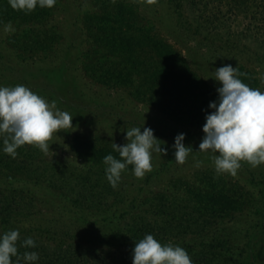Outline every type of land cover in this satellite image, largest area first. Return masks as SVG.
I'll use <instances>...</instances> for the list:
<instances>
[{
    "label": "rangeland",
    "instance_id": "374dc122",
    "mask_svg": "<svg viewBox=\"0 0 264 264\" xmlns=\"http://www.w3.org/2000/svg\"><path fill=\"white\" fill-rule=\"evenodd\" d=\"M127 1L140 18L155 27L188 73L215 96L221 85L214 80V73L225 64L251 71L258 79L256 88L264 90V0ZM95 9L91 0H57L50 23L56 26L60 42L54 53L35 58L22 57L7 42L8 36L23 26L10 23L11 31H5L9 23L0 27V85L23 84L49 103L56 101L57 108L73 116L74 129L54 134L47 153L24 145L13 158L3 152L0 140V159L13 161V169L20 172L3 176L7 171L0 165V207H9L7 217L14 220L0 226V232L20 230L17 245L21 254L28 250L20 247L21 242L32 237L36 241L32 250L39 253L34 264H69L65 259L99 264L111 261L110 257L125 264L124 259H132L126 246L131 226L149 225L157 232L167 224L165 217L143 212L146 205L165 202L177 206L175 199L187 202L182 192L185 184L196 182L204 172L217 174L214 154L196 152L204 135L202 127L176 121L139 102L128 88H109L87 77L82 54L89 44L81 19L83 13ZM51 72H55L56 81ZM58 77L63 84L57 83ZM142 126L154 130L167 154L153 152L152 170L143 178H137L129 165L116 188L106 179L104 163L86 160L85 154L78 156L71 147L79 139L116 152L112 143L125 144L126 130ZM180 133L185 134V146L193 149L183 164L174 161L172 148ZM22 158L26 161H20ZM219 175L247 191L245 208L222 219L214 234L161 243L180 245L197 264L206 252L197 246L215 237L226 241L230 251L212 264H264V164L252 167L242 161L236 175ZM10 189L22 194L11 198ZM114 203L116 210H107L106 206ZM179 208L177 216L189 212ZM168 232L177 229L170 227ZM192 244L196 245L191 249Z\"/></svg>",
    "mask_w": 264,
    "mask_h": 264
},
{
    "label": "trees",
    "instance_id": "16d2710c",
    "mask_svg": "<svg viewBox=\"0 0 264 264\" xmlns=\"http://www.w3.org/2000/svg\"><path fill=\"white\" fill-rule=\"evenodd\" d=\"M91 2L96 9L83 13L81 19L89 44L82 54L83 70L87 77L109 88H128L139 102L154 106L176 121L202 127L205 116L211 111L209 103L218 98L212 94L211 89L188 73L171 46L160 37L150 22L139 17L136 8L127 0ZM53 7H37L32 12H24L11 8L8 0H0V27L6 23L23 26L7 38L9 45L20 52L22 57L35 58L39 54L50 55L55 52L60 35L56 26L50 23ZM238 71L243 74L239 76L242 82L252 88L257 87L258 79L254 73L243 67H239ZM54 73L51 72V75L56 81ZM57 83H62L59 77ZM59 86L62 88L61 84ZM71 147L78 156L85 154L84 158L90 161L103 163V157L108 154L119 158L117 152L105 146L99 147L91 141L76 139ZM24 160L22 158L20 161ZM12 164L13 161L0 159V165L7 171L2 173L3 176L20 173L13 169ZM213 175L204 172L196 182L193 180L185 184L182 192L187 202L175 199L178 201L177 206L165 202L153 207L146 205L143 212L165 217L167 224L157 232H152L149 225L138 229L137 225L131 226L129 237L126 238L129 250L132 251L135 242L145 234H152L160 242L185 239L195 234H214V227L222 219L242 211L247 204V191L228 177ZM177 192L174 191V194ZM8 193L11 198L22 194L16 189H10ZM116 205L117 203L105 206L107 210H116ZM180 206L183 211L189 212L175 215ZM7 208L9 207H0L1 227L14 221L12 217H7L10 212L5 211ZM170 227L177 229V232H168ZM194 245L196 244L189 248L192 249ZM200 246L206 252L200 255L197 264H212L230 251L226 241L215 237L197 247ZM75 247L80 245L77 243ZM32 249L34 248H28L27 251H33ZM195 252L192 251L191 254ZM12 259L15 260V257ZM119 259L110 257L111 261L102 260L99 264H118ZM65 261L69 264H86L81 260ZM123 262L132 264V259H124Z\"/></svg>",
    "mask_w": 264,
    "mask_h": 264
},
{
    "label": "clouds",
    "instance_id": "9594fccd",
    "mask_svg": "<svg viewBox=\"0 0 264 264\" xmlns=\"http://www.w3.org/2000/svg\"><path fill=\"white\" fill-rule=\"evenodd\" d=\"M17 11L32 12L37 7L51 8L56 0H8ZM11 24L5 31H11ZM237 67L225 64L215 70L214 80L221 86L216 89L218 98L209 103L210 113L205 116L202 126L204 133L196 152L213 153L217 174L236 175L241 162L252 167L264 164V90L252 88L239 78ZM73 116L68 111L57 108L56 101L49 103L44 97L23 84L0 85V140L3 152L15 158L17 149L32 145L47 153L49 141L54 134L64 129H74ZM144 125V124H143ZM143 127V126H142ZM132 127L126 130V143H112L119 158L108 154L103 157L105 175L109 184L116 188L122 172L132 166L133 174L143 178L152 170V154H167L163 142L154 136L150 127ZM185 134L174 138V161L183 164L191 146L184 144ZM20 230L10 229L0 232V264H34L39 260L36 251L19 252L17 242ZM20 247L35 248L32 237L23 239ZM15 257V261H13ZM132 264H193L187 250L172 242L162 244L152 234L145 236L132 250Z\"/></svg>",
    "mask_w": 264,
    "mask_h": 264
}]
</instances>
